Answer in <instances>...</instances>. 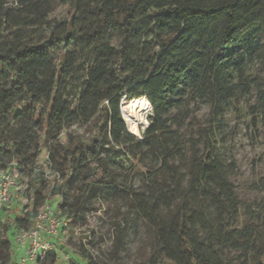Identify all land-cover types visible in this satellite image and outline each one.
<instances>
[{
	"label": "trees",
	"instance_id": "16d2710c",
	"mask_svg": "<svg viewBox=\"0 0 264 264\" xmlns=\"http://www.w3.org/2000/svg\"><path fill=\"white\" fill-rule=\"evenodd\" d=\"M255 60L264 64V0H0V169L27 176L45 148L55 178L33 173L21 214L0 207V264L13 260L10 237L30 230L49 200L61 197L65 232L103 194L125 197L146 223L149 264H264V226L252 215L240 223L221 125L227 106L239 115L251 82L254 126L264 113V74L245 78ZM230 65L243 85H232ZM127 97L136 99L122 113L135 101L150 107L142 139L126 130ZM190 105L189 118L179 117ZM146 163L171 178L157 176L147 197L131 194ZM115 231L117 254L123 231ZM57 258L52 250L36 264ZM82 259L104 264L87 249Z\"/></svg>",
	"mask_w": 264,
	"mask_h": 264
},
{
	"label": "rangeland",
	"instance_id": "374dc122",
	"mask_svg": "<svg viewBox=\"0 0 264 264\" xmlns=\"http://www.w3.org/2000/svg\"><path fill=\"white\" fill-rule=\"evenodd\" d=\"M263 74L264 64L260 60H255L247 65L245 78L248 77L247 81L251 82L254 76ZM229 79L232 85H243V81H239L238 75L231 65L229 66ZM254 85L251 82V93L242 98L239 105V115L233 111L231 106L224 108L221 122L225 133L223 160L230 172L229 182L234 187L240 223H244L252 215L259 226H264V218H261L264 216V182L260 183V180L264 178V113L260 112L254 116L256 119L254 126L249 109L254 104ZM240 94L241 88L237 89L236 96ZM130 99L135 100L136 98L127 97L120 102L121 115L126 130L138 139H142V130L147 127L149 116L152 113L147 110L134 117L130 105L127 106V111H124L123 108L122 113V105ZM191 109L192 105L184 110L179 117L189 118ZM124 114L128 116L125 118ZM171 114L174 115L175 112H171ZM208 115L209 106L201 104L196 112L197 119L205 124ZM183 126L180 131L187 133L186 136L189 135L188 120L184 122ZM71 131L75 134L82 133L80 128H73ZM175 165H178V171L185 172L186 164L183 159L177 160ZM153 170L154 165L146 163L142 170L143 174L131 182V194L147 197L146 195H150V191H155L158 187L156 184L157 176L170 180V171L165 170L159 174L150 173ZM2 171L15 176L16 185L12 190L7 207L18 214H21L23 206L27 204L23 202L22 192L27 188L28 182L32 183L31 187L28 186L32 193L33 173L43 172L41 179L45 183H52L55 179L49 173L45 148L41 150L33 173L22 176L16 165H7L4 170L0 169V172ZM129 180L130 178L119 179V182L122 185H128ZM65 191L70 192L69 190ZM48 204L54 209L56 217L61 218L62 215L58 211L61 197L52 198ZM85 207L77 213L74 226H68V229L65 232H60L58 237H48L58 255L55 264H85L82 259V249H87L89 253L97 257L99 262L104 264H149L154 245L152 234L149 233L148 227L139 213L126 202L125 197L103 194L97 199L90 200L89 203L86 202ZM1 226L2 220H0V230ZM117 229L123 232H121L122 244L118 245V252L115 254L112 248L113 239L116 236L115 230ZM43 238L46 239L47 237L44 236ZM10 240L14 243V237H10ZM17 247L21 252L16 251ZM22 250H24L22 245L14 244L11 252L12 259L20 256L23 253Z\"/></svg>",
	"mask_w": 264,
	"mask_h": 264
},
{
	"label": "built area",
	"instance_id": "2783aa9c",
	"mask_svg": "<svg viewBox=\"0 0 264 264\" xmlns=\"http://www.w3.org/2000/svg\"><path fill=\"white\" fill-rule=\"evenodd\" d=\"M16 185L15 176L11 173L0 172V207L8 206L12 190ZM25 203H28L24 199ZM67 223L56 217L51 205L45 204L34 220L33 227L28 231H20L14 236V244L23 246V253L12 260L10 264H36L44 255L54 250L48 237H57ZM47 238L44 239L43 237Z\"/></svg>",
	"mask_w": 264,
	"mask_h": 264
},
{
	"label": "bare ground",
	"instance_id": "6f19581e",
	"mask_svg": "<svg viewBox=\"0 0 264 264\" xmlns=\"http://www.w3.org/2000/svg\"><path fill=\"white\" fill-rule=\"evenodd\" d=\"M130 106H131V111H132L134 117L141 114V113L146 112L147 110H150L149 105L144 100L135 101ZM137 127H138V125H137Z\"/></svg>",
	"mask_w": 264,
	"mask_h": 264
},
{
	"label": "crops",
	"instance_id": "0c3cea01",
	"mask_svg": "<svg viewBox=\"0 0 264 264\" xmlns=\"http://www.w3.org/2000/svg\"><path fill=\"white\" fill-rule=\"evenodd\" d=\"M17 248H18V249H17L16 251L21 252V250L19 249V247H17ZM22 251H23V250H22ZM18 257H19V256H18ZM18 257H17V258H18ZM17 258H15V259H17Z\"/></svg>",
	"mask_w": 264,
	"mask_h": 264
}]
</instances>
